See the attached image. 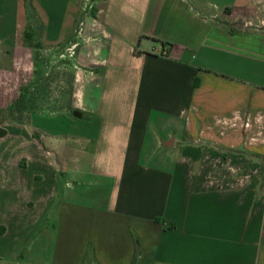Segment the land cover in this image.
I'll return each mask as SVG.
<instances>
[{"label": "crops", "instance_id": "0c3cea01", "mask_svg": "<svg viewBox=\"0 0 264 264\" xmlns=\"http://www.w3.org/2000/svg\"><path fill=\"white\" fill-rule=\"evenodd\" d=\"M28 4L0 0V110L31 26L75 44L76 115L0 128V264H264V0Z\"/></svg>", "mask_w": 264, "mask_h": 264}, {"label": "rangeland", "instance_id": "374dc122", "mask_svg": "<svg viewBox=\"0 0 264 264\" xmlns=\"http://www.w3.org/2000/svg\"><path fill=\"white\" fill-rule=\"evenodd\" d=\"M75 51V44L49 50H47V46L42 45L41 49L35 51L39 72L31 85L32 100L29 102V106H32V109H27L22 115L17 114L16 119H22L25 123L30 122L33 117L36 123L39 118H46L47 115L52 117L67 115L73 118L75 110L68 108V104L74 80L73 58ZM14 123L18 122L12 119L7 112L0 110V128L5 124ZM261 161L259 163L263 167V171L256 195L264 192V158ZM232 166L240 167L248 172L251 167L248 161H233ZM248 172L246 174H251Z\"/></svg>", "mask_w": 264, "mask_h": 264}, {"label": "trees", "instance_id": "16d2710c", "mask_svg": "<svg viewBox=\"0 0 264 264\" xmlns=\"http://www.w3.org/2000/svg\"><path fill=\"white\" fill-rule=\"evenodd\" d=\"M32 2L33 0H28V7H31L33 9V5H32ZM35 35H36V31L33 27L29 26L26 30V43L28 44V46L34 48V49H41L42 48V44L40 43H35ZM167 46L171 47L172 44H169L167 43L166 44ZM37 50H35L37 52ZM36 55V54H35ZM35 57V56H34ZM36 58H35V66H36V70H35V76H34V79L35 77L38 76V67H37V64H36ZM37 74V75H36ZM33 79V80H34ZM33 80L30 81L28 84H26L25 86L22 87V90H21V93L18 97V99L13 102V104L7 108V109H4L2 111H5V113L7 112L10 117L14 120H16V122L22 124L24 123L22 121V119L18 120L19 118H15L16 115H22L27 109H32V106H29V102L32 100V90H31V85L33 84ZM194 86L198 84V80H196V82L194 81L193 82ZM72 95H73V86L71 88V96H70V102L68 104V108H71L73 109L72 107ZM5 131L0 129V137L4 136L5 135ZM263 179H264V175H263ZM137 255L139 256L140 254H142V252L140 251V249H137L136 251ZM150 260L149 259V255H145L142 260H138L136 258V260L134 261V264H150ZM149 262V263H148Z\"/></svg>", "mask_w": 264, "mask_h": 264}, {"label": "built area", "instance_id": "2783aa9c", "mask_svg": "<svg viewBox=\"0 0 264 264\" xmlns=\"http://www.w3.org/2000/svg\"><path fill=\"white\" fill-rule=\"evenodd\" d=\"M85 1H87V2H88V0H85Z\"/></svg>", "mask_w": 264, "mask_h": 264}, {"label": "water", "instance_id": "95a60500", "mask_svg": "<svg viewBox=\"0 0 264 264\" xmlns=\"http://www.w3.org/2000/svg\"><path fill=\"white\" fill-rule=\"evenodd\" d=\"M74 114L76 115V113L74 112Z\"/></svg>", "mask_w": 264, "mask_h": 264}]
</instances>
